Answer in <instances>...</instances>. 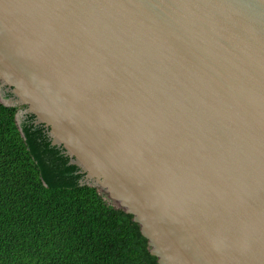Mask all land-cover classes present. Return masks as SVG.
<instances>
[{"label":"water","instance_id":"water-1","mask_svg":"<svg viewBox=\"0 0 264 264\" xmlns=\"http://www.w3.org/2000/svg\"><path fill=\"white\" fill-rule=\"evenodd\" d=\"M0 89L159 264H264V0H0Z\"/></svg>","mask_w":264,"mask_h":264},{"label":"trees","instance_id":"trees-1","mask_svg":"<svg viewBox=\"0 0 264 264\" xmlns=\"http://www.w3.org/2000/svg\"><path fill=\"white\" fill-rule=\"evenodd\" d=\"M25 109L0 101V264H159L131 215L56 170L32 114L20 118L22 136Z\"/></svg>","mask_w":264,"mask_h":264},{"label":"rangeland","instance_id":"rangeland-1","mask_svg":"<svg viewBox=\"0 0 264 264\" xmlns=\"http://www.w3.org/2000/svg\"><path fill=\"white\" fill-rule=\"evenodd\" d=\"M3 98V97H2ZM4 99V98H3Z\"/></svg>","mask_w":264,"mask_h":264}]
</instances>
